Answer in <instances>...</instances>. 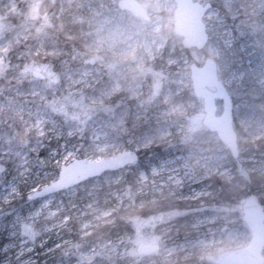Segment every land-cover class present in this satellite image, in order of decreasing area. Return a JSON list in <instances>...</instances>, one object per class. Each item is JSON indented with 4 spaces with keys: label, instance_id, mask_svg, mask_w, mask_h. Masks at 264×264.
<instances>
[{
    "label": "rangeland",
    "instance_id": "obj_1",
    "mask_svg": "<svg viewBox=\"0 0 264 264\" xmlns=\"http://www.w3.org/2000/svg\"><path fill=\"white\" fill-rule=\"evenodd\" d=\"M137 1L149 20L121 10L119 0H0V18L7 19L0 24V264H35L59 245H69L73 218L80 247L84 235L119 209L123 194L116 186L125 179L123 173L102 175L23 208L13 205L23 189L28 187L27 196L40 189L45 177L74 159L99 160L158 146L163 156L127 173L139 191L165 192L179 200L206 195L204 181L211 175L232 177L227 148L201 124L202 102L192 92L189 67L213 58L233 100L246 76L264 93V27L257 40L248 39L246 27L253 23L243 12L260 8V0H225L236 18L232 26L222 24L215 0H194L211 4L203 22L213 39L200 50H185L175 34L174 0ZM228 53L242 65L231 66ZM31 66L46 79L26 78ZM241 106L234 104V126L250 141L264 136V118L254 115L250 104ZM74 136L78 144L69 142ZM51 140L58 148H49ZM237 160L240 169L245 161L264 172V157ZM218 208L202 201L190 210L195 211L190 235L177 242L153 230L155 219H137L133 246L116 249L103 241L83 253L72 246L62 254L86 262L107 246L129 257L137 255V243L148 242L160 244V250L137 255L133 264H213L188 260L193 251L216 257L243 247L251 236L240 207ZM184 212L170 210L162 218Z\"/></svg>",
    "mask_w": 264,
    "mask_h": 264
},
{
    "label": "trees",
    "instance_id": "obj_2",
    "mask_svg": "<svg viewBox=\"0 0 264 264\" xmlns=\"http://www.w3.org/2000/svg\"><path fill=\"white\" fill-rule=\"evenodd\" d=\"M231 1L234 3L235 0ZM226 5L227 4H225V0H215V6L219 10V16L222 17V24L232 26L234 23H236V18H231V11L227 7L228 5ZM243 12L244 14H247L246 16H248L249 19H252V21L250 20L248 23H253L250 24L252 26L246 27L247 38L250 40H257L261 32L259 27H264V0H260V8H257L256 6L250 8L247 7ZM6 21L7 19L0 18V24L5 23ZM232 28L235 29V27ZM212 33L210 39H213ZM234 49L239 52V48L237 49L236 45H234ZM227 59H229V63L233 67H237L238 64L242 65L240 63H243V60H236V58L232 55H230ZM34 68L35 66L29 67V71L26 72V78H32L31 72L33 70H37ZM1 71H3L2 67L0 69V76L4 75ZM42 74L44 75V78L41 80H45L46 74ZM237 91V97L235 100H233V103L239 106L242 104H250L249 108L251 109V112L256 116H261L264 118V93H262L260 90H257L254 80L250 76H246L242 83L237 86ZM243 108L244 107L241 106V111ZM235 128L238 135V144L240 149L239 157L254 155L258 157L259 160H262L264 157V136L250 141V139L247 136H244L242 131L238 129V126ZM69 142H76V144H78L79 140L74 136L71 137ZM48 146L50 149L58 148V142L51 140ZM129 147L131 148L132 146ZM42 152L43 151H40L41 155H46L44 152ZM162 152L163 150L158 146L142 148L137 150L139 158L135 164L125 167L124 169L117 172L104 173L103 175L123 173L125 177L123 182L119 184V186H116L119 189V192L123 194L122 203L120 204L119 209L112 212L113 214L110 216L109 221L103 223L102 225L99 224L95 226L92 228L89 234L84 235L79 244L80 247H78V241H76L79 233L77 229V222L73 218V221L69 224L68 230V233H71L72 235L69 236V240H71L69 245H59L58 247L54 248V252L49 253L45 257H39L35 264H56L57 262H59V264H133V262L139 258L137 255L129 257L120 256L119 251L116 249L124 246L125 243H128L130 246L134 245L135 241L133 239L137 234V219H155L153 223V230L159 233L161 237H165L168 242H177L179 239L186 238V236L190 235L191 228L189 225L192 222L195 211H189L199 207L202 201L213 202V205L220 207L216 210L223 212L225 210V206L239 207L240 200L242 198L248 195H255L264 207V172L261 173L257 170H252L251 164L245 161L242 162L243 166L240 169L238 168V160H234L232 158L229 159L232 166V177L230 180L221 176L211 175L204 181L208 188V192L206 195L201 196V198L194 200H179L169 196L165 192L157 196H153L148 192L139 191V186L134 184L132 176L127 173L128 170H135L136 166L145 167L144 162L146 160L155 161V159L163 156ZM40 153L38 155L39 158ZM261 156L263 157L261 158ZM42 157L44 156H41V158ZM254 165L257 166L261 164L257 162ZM56 174L57 169L45 177L44 180L41 181L40 186L50 183ZM100 177L87 180L78 186L87 185L92 180L99 179ZM26 189L22 190V194H20L19 197L20 200H17V203H13V205H15L17 208H23L25 205L37 203L43 200H28L26 198ZM13 205L6 208H12ZM170 210H181L185 212L174 219L165 221L162 217ZM118 240H121V242L115 245ZM2 241L3 240H0V245ZM103 241H109L111 246H115L116 249H109V247L106 246L104 249H102L104 250L102 251L103 254L95 257L93 260H87L86 262L80 261L75 256H63L62 254L63 250L68 248L72 249V246H76L77 249H80V251L83 253L86 249L91 248L93 245H97V243ZM200 260H205L204 255H200L198 251H193L188 261L191 263H196ZM174 264H176V262H174Z\"/></svg>",
    "mask_w": 264,
    "mask_h": 264
},
{
    "label": "water",
    "instance_id": "obj_3",
    "mask_svg": "<svg viewBox=\"0 0 264 264\" xmlns=\"http://www.w3.org/2000/svg\"><path fill=\"white\" fill-rule=\"evenodd\" d=\"M174 32L182 38L185 50L202 49L209 40V34L203 17L211 8L209 2L200 4L194 0H174ZM118 7L129 11L134 16L149 20L145 7L137 0H119ZM191 88L194 96L201 100L203 117L201 124L214 132L227 148L231 158L239 157L238 135L233 124V99L218 76L217 62L205 58L201 65L191 63L189 67ZM31 76L43 79L44 75L33 70ZM217 101L221 102V111L217 113ZM135 150H124L114 156L93 160L74 159L60 166L54 181L34 190L28 200L45 199L59 192L69 190L87 180L98 178L106 172H117L138 161ZM242 219L250 231V239L243 247L227 252L204 256L214 264H264V208L255 195H248L240 200ZM160 249L157 243L139 242L135 251L139 256H150Z\"/></svg>",
    "mask_w": 264,
    "mask_h": 264
}]
</instances>
